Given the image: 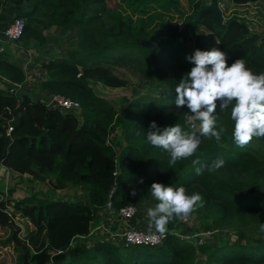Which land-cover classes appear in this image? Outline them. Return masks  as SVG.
I'll list each match as a JSON object with an SVG mask.
<instances>
[{"label":"trees","instance_id":"16d2710c","mask_svg":"<svg viewBox=\"0 0 264 264\" xmlns=\"http://www.w3.org/2000/svg\"><path fill=\"white\" fill-rule=\"evenodd\" d=\"M146 1L0 0V11L4 5L23 7L15 14L26 20L21 37H33L43 44V29L57 27L73 33L77 44L75 49H65L47 60L41 93L17 115H13L19 104L17 95L0 87V162L13 173L46 180L52 188H87V197L75 200L37 193L11 199L0 189V225L10 227L7 240L16 252L12 264H264V231L260 230L264 223V138L237 147L231 138L230 109L222 113L218 103L216 115L228 128L222 141L203 140L191 158L174 167H169L167 152L146 140L152 121L161 128L181 123L199 133V123L190 127V122L184 121L187 107L178 109L175 105L176 86L194 66L187 57L196 49L205 50L210 42L198 33L195 49L188 48L183 41L185 26L191 24L194 29L202 25L216 39V47L226 52L229 66L244 58L257 74L264 72V39L249 32L248 19L236 12L218 22L210 11L199 14L205 4L197 3L192 20L184 27L169 30L152 46H145L137 39L153 33L145 29L147 22L124 16L118 7L123 2L133 11L139 10ZM150 1L164 7L162 2H173ZM232 1L243 4L256 0ZM262 22L264 25V18ZM111 63L134 66L143 84L150 87L156 83L160 89L137 92L117 110L89 83L91 79L109 87L127 85L126 78L113 73ZM0 75L10 86L25 79L21 61L11 58L6 50H0ZM48 93L78 100L80 119L73 111L47 106L43 98ZM9 120L12 129L7 134ZM118 125L124 141L120 150L110 140ZM217 157L226 160V167L212 173L205 169L203 175H196L193 159L211 164ZM154 182L184 186L189 194L199 192L203 206L195 211L210 220L202 227L234 228L236 238L195 246L171 231L176 220L166 226V236L158 245H117L99 239L87 247L72 242L75 236L89 232L101 207L109 205L117 210L129 201L149 200ZM17 213L31 223L25 225L24 233L15 221Z\"/></svg>","mask_w":264,"mask_h":264},{"label":"clouds","instance_id":"9594fccd","mask_svg":"<svg viewBox=\"0 0 264 264\" xmlns=\"http://www.w3.org/2000/svg\"><path fill=\"white\" fill-rule=\"evenodd\" d=\"M187 59L194 66L176 86L175 105L178 109L187 107L184 121H198L199 133L181 123L161 128L155 121L146 132L149 144L168 153L170 168L182 159L191 158L203 140L222 141L228 128L216 115L218 103L222 113L230 109L231 138L237 147L244 148L254 138H264V72L254 73L244 58L229 66L226 52L217 47L196 49ZM191 163L198 176L205 169L212 173L227 165L223 157H217L211 164H201L199 158ZM150 190L157 203L146 208L149 229L154 226L160 236L166 234L169 223L184 219L194 208L203 206V196L199 192L189 194L184 186L154 182ZM260 230L264 231V223Z\"/></svg>","mask_w":264,"mask_h":264},{"label":"rangeland","instance_id":"374dc122","mask_svg":"<svg viewBox=\"0 0 264 264\" xmlns=\"http://www.w3.org/2000/svg\"><path fill=\"white\" fill-rule=\"evenodd\" d=\"M109 4H114L118 0H106ZM173 2L164 3L165 7L155 3L153 1L147 0L139 10H132L131 7L127 6L121 2L122 6L118 7L124 16H131L133 20L136 17L143 18L147 23H145V29L148 32H154L161 21L177 23L178 29L184 27L187 20H192V16L200 4H206L209 0H172ZM220 5L223 10V17H228L234 12L237 13L240 17H245L248 19L249 23L258 26L259 33L258 39H264V0L251 1L252 3L246 2L243 4H238L232 0H220ZM219 2V1H218ZM255 3V4H253ZM219 4V3H218ZM256 5V6H253ZM5 6V5H4ZM22 7V6H21ZM179 8L180 10H178ZM23 9V7H22ZM200 12V11H199ZM6 17H13L11 13H7ZM161 27V26H159ZM185 36L183 38L184 44L190 48H194L195 43V34H200L203 38L208 39L210 45L205 50H210L213 47H216V39L212 34H209L205 31V27L202 25H197L196 28H191V24L185 26ZM177 30V29H176ZM250 32V31H249ZM61 35L58 32L46 33L45 41L43 44L33 38L20 37V39L15 42H11L7 45L6 52L9 56L14 59L21 61L22 69L25 74V82H22V88H32L39 90L41 88V82L43 78L47 76L45 71V63L48 59L52 58L60 52H63L65 49H75L76 37L72 33H64L60 30ZM113 73L126 78L128 81L127 85L109 87L104 85L102 82H95L89 79V83L96 90V92L105 95L117 110H120L124 105L132 99V97L141 92H155L157 89H160L159 86L154 85L148 86L143 84L141 81L138 71L132 65L111 63L109 64ZM33 83V84H32ZM0 85L1 88H9L10 81L5 80L4 76L0 75ZM39 88V89H38ZM38 96V95H37ZM36 96V97H37ZM77 115L80 119V114L77 112ZM193 127H195L199 122L193 121ZM110 140L116 145L118 150L122 149L124 146V141L121 135L120 126L118 125L116 129L112 132ZM81 186H68L62 189L52 188L48 181H37L30 178L29 174H17L13 173L10 170H4L0 175V189L5 197L16 199L22 196H26L31 193H37L39 196H48L53 198H66L69 200H75L78 198L87 197V188ZM154 198L150 196V199L145 202L142 208L143 212L146 213V208L154 206ZM11 207V206H10ZM10 207L8 208L9 210ZM17 216V217H16ZM189 220L193 224H210V220L204 219L198 212L193 211L189 214ZM15 221L20 223L21 230L20 233H24L25 225L29 226L31 223L27 221L25 217L17 215L14 216ZM148 217H143L140 220H147ZM154 227V226H153ZM10 232L9 226L0 225V263H9L12 264L16 260V252L13 248V245L10 241L7 240ZM236 238V231L233 228L219 229L215 236L213 237V243L224 242L225 240H234ZM3 241V242H1Z\"/></svg>","mask_w":264,"mask_h":264},{"label":"built area","instance_id":"2783aa9c","mask_svg":"<svg viewBox=\"0 0 264 264\" xmlns=\"http://www.w3.org/2000/svg\"><path fill=\"white\" fill-rule=\"evenodd\" d=\"M25 23L26 20L23 16L13 15V17L9 18L5 24L0 25V50H4L7 48L9 43L20 39ZM248 30L251 33H259L258 26L253 25L251 22H248ZM20 89H22L21 82L17 83L16 86L9 87V91L16 95ZM43 101H45L47 106L58 107L62 111H73L77 113L80 109V103L78 100L61 93H48L43 98ZM6 109L8 111H12L10 107H6ZM189 125L190 127H193V123H190ZM11 129L12 125L9 120L6 133L10 134ZM136 211L137 203L134 201H129L117 209L119 217L125 220L132 218ZM189 218L190 216L188 215L184 219H178L171 231L177 234L180 238L193 243L195 246H199L203 243H213V237L219 229L214 227H202L198 224H193V221L191 222ZM96 228L110 232V237L114 240H121L122 245H158L163 242V239L166 236V234L160 236L158 233H155V230H143L133 226H128L117 232H111V230L104 226L103 223L98 224Z\"/></svg>","mask_w":264,"mask_h":264},{"label":"crops","instance_id":"0c3cea01","mask_svg":"<svg viewBox=\"0 0 264 264\" xmlns=\"http://www.w3.org/2000/svg\"><path fill=\"white\" fill-rule=\"evenodd\" d=\"M218 3L220 5V1ZM250 3H252V2H250ZM253 4H255V3H253ZM253 6H256V5H253ZM220 8H221V6H220ZM21 10H22L21 6H14V5L8 6V5H6V6L2 7V9L0 11V22L4 23V22L8 21V19L10 17H6L7 13H11L12 15H15L16 13H20ZM50 32H53V33L58 32L61 35L60 29H58L57 27H49L47 29H43V33L45 36L47 35L46 33H50ZM63 32L64 33H71V32H66V31H63ZM4 79L8 80L6 77H4ZM25 80H26V78L24 79V82H25ZM0 87H1V85H0ZM22 89L30 92L34 96H37V95L39 96V93H41L39 88H38L39 90H35L32 88H26V87L22 88ZM143 205H145V202L137 203V211H136L135 215L128 220L120 218L118 213H117V210L110 207L109 205L101 207L96 212V214L94 215V217L91 221V227H90L89 232L87 234H84V235L75 236L72 242L84 243L87 247H90L96 240L106 239V240L114 242L117 245H121L122 244L121 240L112 239L110 237V232H106L100 228H96V226L100 223H103L104 226H106L109 230H111V232L112 231L117 232L119 230H123L128 226H133V227L143 229V230H150L149 229V220L148 219L143 220V221L140 220L143 217H145V218L147 217V214L143 212V209H144V208H142ZM152 230H155L154 227H152Z\"/></svg>","mask_w":264,"mask_h":264},{"label":"water","instance_id":"95a60500","mask_svg":"<svg viewBox=\"0 0 264 264\" xmlns=\"http://www.w3.org/2000/svg\"><path fill=\"white\" fill-rule=\"evenodd\" d=\"M203 11H210L213 15V17L218 21L222 22L224 20L223 15H222V9L220 8L218 4V0H209L205 6L200 10L199 14L202 13ZM178 24L177 23H171V22H166L161 25L158 29H156L148 38H138L137 41L145 46H152L155 41L158 40L160 36H164L167 31L169 30H176L178 29ZM17 98L19 100V104L14 108L13 110V115H17L18 111L21 110L26 103L32 102L35 100L37 97L32 95L30 92L20 89L17 93ZM5 153V152H4ZM3 156V155H2ZM0 157V159L2 158ZM117 162V169H120V164H119V158H116ZM6 170V166L0 162V174H2ZM69 251L70 248L68 247L66 249L67 253V258H69Z\"/></svg>","mask_w":264,"mask_h":264}]
</instances>
